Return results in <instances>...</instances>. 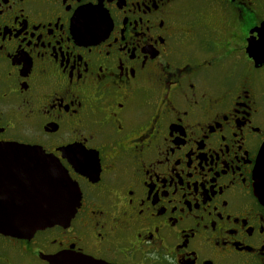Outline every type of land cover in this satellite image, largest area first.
<instances>
[{
    "label": "flooded vegetation",
    "instance_id": "flooded-vegetation-1",
    "mask_svg": "<svg viewBox=\"0 0 264 264\" xmlns=\"http://www.w3.org/2000/svg\"><path fill=\"white\" fill-rule=\"evenodd\" d=\"M263 24L264 0H0V222L48 156L81 192L0 264H264Z\"/></svg>",
    "mask_w": 264,
    "mask_h": 264
},
{
    "label": "water",
    "instance_id": "water-1",
    "mask_svg": "<svg viewBox=\"0 0 264 264\" xmlns=\"http://www.w3.org/2000/svg\"><path fill=\"white\" fill-rule=\"evenodd\" d=\"M259 32L260 34L264 32V24ZM258 42L259 45L255 46V48L257 51L260 49L264 51V36L262 34ZM69 150L71 149L67 151ZM52 159V157L48 156V166L45 173L48 183L43 192L46 198L42 199V202L38 204H32L19 210L22 214L17 213L15 217H22V220L0 222V232L12 236H27L38 229H43L56 223L68 222L74 216L81 198L79 186L60 164L57 163V166L53 165L56 160L53 161ZM256 176L259 179L258 188L262 194L261 196L264 197V145L259 154ZM4 212H6L4 214L5 217L11 218L15 215L11 211ZM81 263L104 264L90 258L83 259Z\"/></svg>",
    "mask_w": 264,
    "mask_h": 264
}]
</instances>
